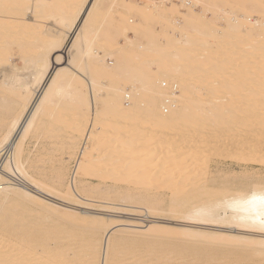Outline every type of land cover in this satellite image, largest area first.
Segmentation results:
<instances>
[{"label": "bare ground", "instance_id": "obj_1", "mask_svg": "<svg viewBox=\"0 0 264 264\" xmlns=\"http://www.w3.org/2000/svg\"><path fill=\"white\" fill-rule=\"evenodd\" d=\"M9 40L21 47L25 69L10 63L11 45L3 46ZM45 83L32 116H25ZM15 106L20 109L11 113ZM0 110L7 112L0 114V156L8 153L0 172V218L6 208L8 219L24 218L8 206L11 201L17 208L24 200L78 217L75 227L80 219L89 225L69 232L68 244L82 242L83 254L61 246V224H35L53 234L55 243L23 261L0 254V264H110L124 241L111 217L77 216L25 190L17 177L64 202L97 199L95 191L125 195L118 205L152 217L167 210L196 224L236 227L246 232L153 224L140 234L183 235L180 258L193 248L188 241L202 236L241 248L244 259L264 264V0H0ZM39 117L43 127H53V140L64 135L68 151L83 140L66 185L64 160L57 187L22 169L24 139ZM7 119L12 120L3 124ZM93 177L103 179L95 185ZM108 177L128 181L99 187ZM61 187L64 195L57 194ZM11 224L0 233L25 240L37 229L28 222ZM208 249L199 246L191 259ZM213 256L211 261L218 260Z\"/></svg>", "mask_w": 264, "mask_h": 264}, {"label": "rangeland", "instance_id": "obj_2", "mask_svg": "<svg viewBox=\"0 0 264 264\" xmlns=\"http://www.w3.org/2000/svg\"><path fill=\"white\" fill-rule=\"evenodd\" d=\"M176 2L181 1V0H174ZM158 3H160L158 1ZM169 4V3H168ZM192 4L191 1H187L185 3L186 6H190ZM140 5H144L140 3ZM170 5V4H169ZM193 5V4H192ZM180 11L182 14L186 13L185 8L181 7ZM255 15V14H254ZM181 18V17H180ZM182 20V18H181ZM180 22V20H179ZM134 32L128 33V37H133ZM125 36H120L119 37V42L121 44L126 43ZM12 41H8V44L3 45L4 47L9 48L7 49L9 54H10V59L13 62H10L11 64L17 65L21 69H25L26 63L25 60L23 59L22 61V55L21 54V47L18 46L16 43H10ZM16 44V46H14ZM20 50L18 49V47ZM17 47V48H16ZM5 48V49H6ZM14 48V49H13ZM13 50V52H12ZM12 53H11V52ZM20 51V54H18ZM13 54V55H12ZM20 56V57H19ZM115 58L117 59V55H115ZM19 57V58H18ZM110 62V60L108 61ZM24 65V66H23ZM32 87H35L32 85ZM46 88V83L45 85L36 92L33 102L31 103L30 107L28 108L25 116H32L34 110L36 109V105L40 101L41 95L43 94L44 90ZM102 96L107 95V91L103 90ZM123 102L128 104V98L123 99ZM35 107V108H34ZM18 109H20L19 106H15L9 109L11 113H15ZM0 114H5L7 112H1ZM19 112V111H18ZM4 115H0V120ZM24 116V117H25ZM12 119H7L3 122V124H6L10 122ZM24 118L21 120L20 125L18 126L17 129L20 128V126L24 125ZM53 131V127L50 126L48 127H43L42 126V118H38L34 125L30 128V131L28 132L26 138L24 139V147H25V153L23 157V165L22 169L25 173L28 175H33L36 179L40 180L43 183H46L48 185V188L54 186L57 187L58 183H56L57 176L59 173V166L61 163V160L66 161L65 164V179L63 183L65 185L68 183V180L71 179L69 175L71 176V170L74 167V164L76 163L77 159L80 157V145H82L83 140H77L75 141L76 145L73 146V148L68 151L65 146V140H64V135L61 133H58V135L61 136V138L57 139H52L51 138V132ZM18 133L15 135V138L17 137ZM1 139V137H0ZM3 147L0 148V150ZM5 153V151H4ZM8 156V153L2 154L0 156V172L3 169V164H4V159ZM7 159V158H6ZM6 161V160H5ZM239 171L240 169H236ZM93 184L98 185V180L97 179H103L102 177H93ZM16 183H20L25 186V190L31 191V192H36L38 195L42 198H46L48 201L51 203L58 204L62 209H71L74 211L77 216H79V213L81 215L90 213L94 214L97 216H106V217H111L114 221L115 224V229H118L119 232L116 234L117 236L124 237V241L122 242V245L120 247L119 252L112 257V260L110 261V264H148L151 262H157L160 260H166L169 259L172 264H216V262L220 264H228L229 261L232 262L235 258L239 260L238 264H255L257 258H253L254 260L246 258L244 259V254L241 251V248L238 247H230L226 245H216L214 243H210L208 238L205 237H197L194 238L192 237L191 240L188 242L192 243L193 248L188 249L185 254H183L184 258H180L177 256L178 250L177 247L184 245L185 238L181 234H171L168 232H153L151 234H140L143 232H147L149 229L150 225H158L159 227H163V229H171L173 227H180V228H186V229H192V228H207L210 231L214 232H246L244 230L240 231L238 228H231L226 225H206V224H196L192 221H186V220H181L177 217H173L169 214L167 210H162L159 212H155L154 214L156 215L155 217H152L150 213L147 211H144L141 208L137 207H122V205H118V203L122 202V198L125 197L123 196H116L114 195H103V194H98L97 191H95L94 195L95 198L97 199H92L88 200V198L82 199L80 198L79 200H71L69 197H67V202H64V200L61 199V196H55L51 197L49 196L48 192L45 190L43 191H38L36 186H31L28 184V180L25 179V177H17L14 180ZM126 181H117L118 183H113L116 182L115 180L111 179L110 177L105 178L106 183L99 184V187H106L109 185H125ZM134 186L129 187L132 189ZM140 189L144 188L143 185L138 186ZM57 194L59 195H64L65 188L61 187V189H58ZM152 193H156L157 190H152ZM138 193V192H137ZM107 198H106V197ZM94 200V201H93ZM106 200L108 202H106ZM22 201V205H20L17 208L13 207V204L11 201L8 203V206L11 207V211L21 210V212H24V218L18 219L17 221H13L15 218L12 217L13 219H8V214L9 211L7 208L3 213L5 215L0 218V229L3 227L4 224H9L12 223L13 227H15L19 221L23 223H32L33 225L39 224L40 227H43L44 229L48 228L50 225H55L58 224L61 226V246L65 247L71 240L72 235H69L72 233L70 229L73 227V229L77 228L81 231L84 230L83 227H88L89 225L83 221L79 220L76 222V227L74 226L73 221L78 219V217H73L72 214H65L61 211H55L51 208H43L41 206H35L31 203H27L24 200ZM36 226V225H35ZM37 227V226H36ZM69 229V230H68ZM68 230V233H67ZM34 234L32 235H27V239L21 240L19 238H11L8 236V234H4L3 232L0 233V254L2 255H9L12 256L13 260H20L23 261L22 259L24 258H38V256H34L35 251L39 250L44 244L47 242L50 244L55 243V240L52 238V235L49 233L47 234L45 231L43 232L39 227L37 229H33ZM70 232V233H69ZM75 232V231H74ZM249 234L251 232H248ZM104 230L101 229V231L98 233L99 237L104 236ZM115 235V236H116ZM170 235V236H169ZM187 242V243H188ZM205 244L209 245L208 251H205V255L202 254L201 256L206 258H202L203 260H200L201 256L198 259H191L192 257L195 256L194 251L199 248V246H204ZM69 247L72 248V250H77L80 249L84 251V245L82 242H71L68 244ZM212 247V248H211ZM102 248V244H101ZM201 248V247H200ZM217 248V249H216ZM20 249H24L23 251H20ZM180 249V248H178ZM207 252V253H206ZM178 253V254H177ZM212 255H211V254ZM241 257L243 258L241 260V257L239 256L240 254ZM245 253V252H244ZM197 254V253H196ZM209 254V255H208ZM198 255V254H197ZM196 255V256H197ZM213 256V259L217 257L218 260H213L211 261V256ZM248 256V253L245 254V256ZM210 256V258L208 257ZM222 261L218 257H223ZM137 257V259L135 258ZM140 257V258H139ZM239 258V259H238ZM210 259V260H209ZM246 260V261H245ZM241 261V262H240ZM223 262V263H222ZM232 264V263H229Z\"/></svg>", "mask_w": 264, "mask_h": 264}]
</instances>
